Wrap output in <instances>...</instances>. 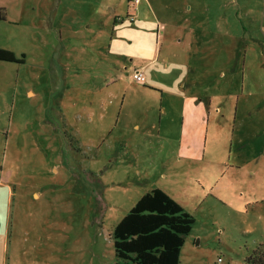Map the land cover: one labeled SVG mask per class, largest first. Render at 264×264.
<instances>
[{
    "label": "rangeland",
    "instance_id": "rangeland-1",
    "mask_svg": "<svg viewBox=\"0 0 264 264\" xmlns=\"http://www.w3.org/2000/svg\"><path fill=\"white\" fill-rule=\"evenodd\" d=\"M0 15V47L24 59L0 60V264H115L114 226L156 187L195 218L179 264L264 258V0ZM186 95L210 114L198 161L178 154Z\"/></svg>",
    "mask_w": 264,
    "mask_h": 264
},
{
    "label": "trees",
    "instance_id": "trees-1",
    "mask_svg": "<svg viewBox=\"0 0 264 264\" xmlns=\"http://www.w3.org/2000/svg\"><path fill=\"white\" fill-rule=\"evenodd\" d=\"M0 60L24 61L4 48ZM194 222V216L162 188L144 193L113 228L115 264H179ZM248 262L264 264V258L255 252Z\"/></svg>",
    "mask_w": 264,
    "mask_h": 264
},
{
    "label": "crops",
    "instance_id": "crops-1",
    "mask_svg": "<svg viewBox=\"0 0 264 264\" xmlns=\"http://www.w3.org/2000/svg\"><path fill=\"white\" fill-rule=\"evenodd\" d=\"M13 52L16 55V52L15 51ZM16 57L18 56L16 55ZM137 70H142L144 72L145 75V82L143 83L144 85L153 83L150 72H148V67L142 66L139 67ZM183 103L185 108L184 111L185 114H184V123L182 128V138L178 148V154L181 156V158L189 159L192 161L202 160L205 157L207 151L206 146H204L205 141L207 140L206 126L208 123L206 122V119L209 120L210 114H208L206 104L201 99L197 98L194 95H186L184 97ZM187 126H189V131H190L189 134H188ZM187 134L189 135L188 136L189 140H187L186 138ZM136 196L133 194L131 196L132 198L131 200L133 201L134 199L135 201ZM178 202L183 206V204L179 200Z\"/></svg>",
    "mask_w": 264,
    "mask_h": 264
},
{
    "label": "built area",
    "instance_id": "built-area-1",
    "mask_svg": "<svg viewBox=\"0 0 264 264\" xmlns=\"http://www.w3.org/2000/svg\"><path fill=\"white\" fill-rule=\"evenodd\" d=\"M134 78H135V80L137 82H140V83H144L145 82V75H144V72L142 70L135 71ZM219 262H220V264H226L224 262L223 257H219Z\"/></svg>",
    "mask_w": 264,
    "mask_h": 264
}]
</instances>
